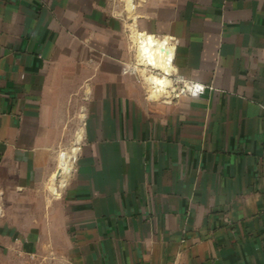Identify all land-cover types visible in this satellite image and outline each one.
<instances>
[{
  "label": "crops",
  "instance_id": "crops-1",
  "mask_svg": "<svg viewBox=\"0 0 264 264\" xmlns=\"http://www.w3.org/2000/svg\"><path fill=\"white\" fill-rule=\"evenodd\" d=\"M0 264H264V0H0Z\"/></svg>",
  "mask_w": 264,
  "mask_h": 264
},
{
  "label": "bare ground",
  "instance_id": "bare-ground-1",
  "mask_svg": "<svg viewBox=\"0 0 264 264\" xmlns=\"http://www.w3.org/2000/svg\"><path fill=\"white\" fill-rule=\"evenodd\" d=\"M132 29V37L136 45L138 62L139 65H142L143 75L150 85L151 97L170 98L172 91L169 88L173 86V80L170 77L173 74L174 66L172 60L175 56V45L168 37L159 39L153 34L139 31L137 27ZM147 68L152 70L148 75L146 74ZM61 160L65 164L63 165L64 170H59L61 175L59 178L64 177L65 172L69 170L70 166L69 157H66V155L62 156ZM58 176L59 174H56V178Z\"/></svg>",
  "mask_w": 264,
  "mask_h": 264
},
{
  "label": "built area",
  "instance_id": "built-area-1",
  "mask_svg": "<svg viewBox=\"0 0 264 264\" xmlns=\"http://www.w3.org/2000/svg\"><path fill=\"white\" fill-rule=\"evenodd\" d=\"M182 83L183 80L182 78H178L176 80V83ZM207 89V85L195 82V81H187L186 83H182V85L176 87L175 91H172V96L171 97H177L180 96L181 94H190L193 96L200 95L204 93Z\"/></svg>",
  "mask_w": 264,
  "mask_h": 264
},
{
  "label": "water",
  "instance_id": "water-1",
  "mask_svg": "<svg viewBox=\"0 0 264 264\" xmlns=\"http://www.w3.org/2000/svg\"><path fill=\"white\" fill-rule=\"evenodd\" d=\"M153 35L156 36L155 34H153ZM170 41H171L172 43H174L171 39H170ZM174 44H175V43H174ZM174 57H175V56H174ZM173 61H174V58H173V60H172V63H173ZM64 155H66V152H63L61 156H64ZM59 170H60V169H59ZM59 170H58L57 173H56L57 175L59 174V176H58L57 178L61 177V175H60V173H59V172H60Z\"/></svg>",
  "mask_w": 264,
  "mask_h": 264
},
{
  "label": "rangeland",
  "instance_id": "rangeland-1",
  "mask_svg": "<svg viewBox=\"0 0 264 264\" xmlns=\"http://www.w3.org/2000/svg\"><path fill=\"white\" fill-rule=\"evenodd\" d=\"M139 29V28H138ZM131 33V35H132V31L130 32ZM151 70V69H150ZM140 71V70H139ZM155 71V70H154ZM140 73H141V71H140ZM142 74V73H141ZM142 76L144 77V75L142 74Z\"/></svg>",
  "mask_w": 264,
  "mask_h": 264
}]
</instances>
